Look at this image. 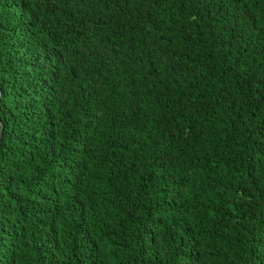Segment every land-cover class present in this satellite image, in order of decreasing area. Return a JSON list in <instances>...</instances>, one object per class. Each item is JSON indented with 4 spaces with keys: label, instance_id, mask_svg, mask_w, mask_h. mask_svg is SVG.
<instances>
[{
    "label": "trees",
    "instance_id": "1",
    "mask_svg": "<svg viewBox=\"0 0 264 264\" xmlns=\"http://www.w3.org/2000/svg\"><path fill=\"white\" fill-rule=\"evenodd\" d=\"M0 264H264V0H0Z\"/></svg>",
    "mask_w": 264,
    "mask_h": 264
},
{
    "label": "water",
    "instance_id": "2",
    "mask_svg": "<svg viewBox=\"0 0 264 264\" xmlns=\"http://www.w3.org/2000/svg\"><path fill=\"white\" fill-rule=\"evenodd\" d=\"M0 96H1V90H0ZM3 129H4V126H3V124L1 123V120H0V142H1V139H2V135H3Z\"/></svg>",
    "mask_w": 264,
    "mask_h": 264
}]
</instances>
